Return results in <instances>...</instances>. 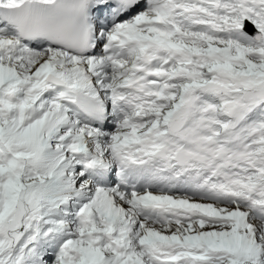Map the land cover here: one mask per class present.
<instances>
[{"label":"snow or ice","instance_id":"1","mask_svg":"<svg viewBox=\"0 0 264 264\" xmlns=\"http://www.w3.org/2000/svg\"><path fill=\"white\" fill-rule=\"evenodd\" d=\"M0 264H264V0H0Z\"/></svg>","mask_w":264,"mask_h":264}]
</instances>
